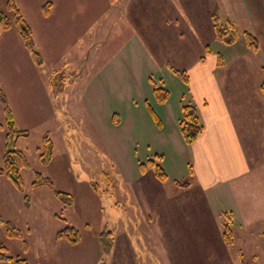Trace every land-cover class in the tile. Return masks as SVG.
I'll list each match as a JSON object with an SVG mask.
<instances>
[{"label":"rangeland","instance_id":"374dc122","mask_svg":"<svg viewBox=\"0 0 264 264\" xmlns=\"http://www.w3.org/2000/svg\"><path fill=\"white\" fill-rule=\"evenodd\" d=\"M7 1L0 0V13L12 21ZM13 1L32 33L42 64L33 62L13 23L8 30L0 27V87L15 129L26 132L25 136L6 138L8 127L0 105V155L15 148L29 164V169L20 172L22 191L0 177V218L21 232L20 239H9L0 225V246L6 248L8 256L22 257L28 264H109V252L105 253L108 241L103 242L104 250L99 246L97 262L93 238L104 230L118 231L119 225L127 223L132 227L127 238L131 249L121 245L111 264H204V249L196 241L199 235L192 233V226L206 219L189 207L183 220L164 218V230L158 231L157 241L139 247L145 229L137 228L138 222L119 210L129 208L120 196L130 191L123 178L133 172L139 175L140 164L150 170L146 162L153 159L168 176L166 192L173 191L174 179L191 183L188 165L182 160L188 159V152H178L174 133L179 127L181 105L192 101L188 84L169 66L188 75L202 58L208 64V51L232 60L247 49L244 33H249L257 39L254 55L264 67V0ZM212 15L222 26L228 21L233 25L234 43L223 45L215 39ZM249 53H245L247 60ZM230 79L237 83L235 97L240 102L238 107H231L239 117L238 132L247 145L244 150L251 168L259 170L263 185V74L259 75L258 104H254L251 90L255 88L251 85L257 79L255 72L244 68ZM154 87L168 92L165 102L158 101ZM45 134L51 141L52 155L43 163L39 149ZM162 136L171 141L167 146ZM35 173L51 180L55 191L72 195L74 207L66 208L47 187L33 189ZM91 183L98 185V195ZM141 187L136 183L131 189L135 192ZM115 205L120 206L119 211ZM135 210H139L138 205ZM226 220L229 226L231 219ZM173 224H187L191 230L174 235ZM85 225L90 232L84 230ZM65 226L80 231L79 246L55 240ZM203 232L207 243L209 232ZM122 234L127 235V230L122 229ZM254 234L252 231L244 237L257 242L264 237L261 232L256 237ZM236 245L232 264H259L255 250L250 255L242 250V241ZM126 255L128 260L123 259ZM226 260L218 259L223 264Z\"/></svg>","mask_w":264,"mask_h":264},{"label":"crops","instance_id":"0c3cea01","mask_svg":"<svg viewBox=\"0 0 264 264\" xmlns=\"http://www.w3.org/2000/svg\"><path fill=\"white\" fill-rule=\"evenodd\" d=\"M247 52H250L248 60L245 55ZM255 52L257 51L247 48L240 56L233 57L229 61L227 59L224 60L220 54L223 60L221 66L216 64V56L219 53H211L208 56L210 57L208 64H206L205 60L204 62L193 64L189 70L187 84L191 96L189 101L192 102L188 105L194 106L203 131L190 145H186L183 142L179 127V132L175 131L174 133V144L179 149L178 152H188V159H182L188 165L189 175L192 180L187 188L178 187L176 183L179 181L174 179L172 187H170V190L173 189V191L166 192V182H159L154 177L151 169L144 174L139 172V175H135L133 172L132 176L123 178L125 187L130 188V191H132L131 187L136 183H141L142 185L140 191L135 190L136 193L128 191L123 195L119 194L122 196L120 198L123 201L127 200L125 206H129V208L119 209V205L114 206L115 209L121 210L124 214L126 212L127 216L138 222L137 228L145 229V234L141 235L142 243L139 247H146L150 240L157 241L156 239L159 238L158 231L160 229L164 230V218L171 219L172 222L177 221L178 218L183 220L184 215H186L185 210L189 207L194 209L199 216H203L206 219L205 223H194L192 226V233L199 235L196 241L204 249L201 258L204 264H223L224 261L221 263L218 259L226 258L228 260H226L227 264L234 263L231 254L234 253L233 248H237L235 247L237 246L236 241H242L241 247H244L242 250L247 252V254L253 255L255 250V255L259 257L257 262L260 261L259 264H264V261H262L264 258V237L260 242L244 237V234L252 231L255 232L253 237H256L258 232L264 233V184L260 185L259 170L257 172L251 168L250 161L244 150L247 145H245V141L241 139L238 132L237 121H239V117L235 115L233 108L231 109V107L236 108L240 104L235 97L238 92L235 89L237 83L231 81V79L230 81L228 80L232 74L239 70L242 71L244 68L255 72L257 79L251 82V85L255 86L254 89L251 87V90L256 98L254 104H258V99H260L259 92L261 93L259 75L262 72L264 78L262 70L264 67L260 57L254 55ZM251 57L252 62H250ZM246 64L248 65L246 66ZM232 67H234V71L231 69ZM221 76L223 78L219 80L218 78H221ZM234 89L235 91L233 92ZM177 134L180 135V139ZM162 141L165 145L171 142L163 136ZM93 193L95 194V192ZM71 199V205L66 206L68 209L73 208L75 204V199L72 195ZM135 205H138L139 210L132 211ZM245 205L248 206L246 207L247 209H245ZM137 211L139 215H136ZM228 218L231 219L229 226L235 237L233 246H226L222 238L223 226L227 224L226 219ZM182 225L179 227L173 224L174 235L180 230L181 232H190L191 229H188L187 224ZM119 226L118 231L114 229L108 230L112 234L111 239L113 242L110 248L111 252L109 251L108 253L109 264L116 260L115 254L119 247L121 249V245L127 251L131 249L129 248L130 245L128 246L127 244V238L132 227L127 226V223ZM85 227L84 230L90 232V227ZM122 229L127 230V235L122 234ZM203 231L209 232L207 243L203 239L205 234ZM99 233L96 234L92 241V252L97 262L100 258L97 240ZM114 235L115 240H113ZM133 235L135 236L136 234ZM80 244L69 246L77 247ZM128 257L129 255L123 256V259L128 260Z\"/></svg>","mask_w":264,"mask_h":264},{"label":"trees","instance_id":"16d2710c","mask_svg":"<svg viewBox=\"0 0 264 264\" xmlns=\"http://www.w3.org/2000/svg\"><path fill=\"white\" fill-rule=\"evenodd\" d=\"M48 7L49 6L47 3V5L44 7L45 15L48 12ZM7 8L8 11H11L13 13V19L11 21V18H8L4 14L0 13V27H2L3 30H8L12 27V23H13L17 29V33L19 34L22 45L30 54L31 58L33 59V62L37 63L38 65H41L42 61L39 53L34 48L30 29L25 24V21L23 20L19 10L16 8L13 0L7 1ZM211 21L214 30V36L217 41H220L225 45H230L235 42L236 37L234 35V32L232 31L233 25L229 21L225 23V26H222L221 23L219 22V18L216 15L211 16ZM244 40H245V45L249 50L252 51L258 50V42L254 36H252L249 33H244ZM210 53L211 52L208 51V54ZM217 58H219L217 66L222 65L221 64L222 56L218 55ZM203 61L204 58L201 59V62ZM169 68L171 69L173 74L179 76L186 84L188 83V76L184 71L176 70L170 66ZM153 91L156 94L159 102L162 103L166 101L168 97V92L165 89L154 87ZM0 105L3 108L5 122L8 127V133L6 138L7 139L11 137L18 138L19 136H25L26 132L18 131L14 127L11 111L7 105L6 97L1 87H0ZM1 129H3V125L0 124V130ZM179 131L181 138L186 145L192 144L201 135L203 131V127L199 121L194 106L181 105V118L179 120ZM39 152H40L39 158L43 163L47 162V160L52 155V145L47 134H45L42 137V149H39ZM146 163L150 166V169L153 171L154 177L159 182L167 181L168 178L167 174L165 173L161 165L157 164L153 159L148 160ZM23 169H29V164L21 151L14 148L6 151L3 155H0V177H5L13 185V187L19 191H22L23 188V182L20 174L21 170ZM146 171H147V165L140 164L139 172L141 174H144ZM90 185L93 192H95V194L98 195L99 194L98 185L94 183H91ZM176 185L181 188H187L189 186L188 183H180V182H177ZM31 187L33 189L39 187H47L53 192L54 196L59 201H61L65 206H69L72 203L71 195L55 191L54 185L51 182V180H49L46 177H43L39 173H35V180L31 183ZM0 225H2V227L4 228L5 235L9 239L21 238L20 230L17 227H15L12 223L4 221L2 218H0ZM85 228H88V225H86ZM104 235L105 237H109V238H105ZM111 236H112L111 232L104 230L101 233H99L97 237L98 244L99 246L101 245L103 250L105 249V245L103 244V242L105 240L108 241L107 251L105 253L110 251V246L112 244ZM222 238L226 246H231L233 244L232 232L230 227L228 226V223L223 226ZM55 240L65 242L70 246H76L79 243H81L82 237L78 229H75L72 226H65L64 229L56 233ZM0 263L28 264L27 260L22 257L8 256L6 254V248H4L3 246H0Z\"/></svg>","mask_w":264,"mask_h":264}]
</instances>
